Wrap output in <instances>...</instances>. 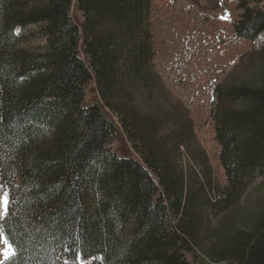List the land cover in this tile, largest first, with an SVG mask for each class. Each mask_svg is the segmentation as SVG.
Here are the masks:
<instances>
[{
    "label": "trees",
    "instance_id": "obj_1",
    "mask_svg": "<svg viewBox=\"0 0 264 264\" xmlns=\"http://www.w3.org/2000/svg\"><path fill=\"white\" fill-rule=\"evenodd\" d=\"M150 9L0 0V185L17 251L3 264H264V55L214 89L221 185L155 70ZM238 10L237 36L264 33V0ZM37 37L43 49L20 46ZM123 136L140 161L110 149Z\"/></svg>",
    "mask_w": 264,
    "mask_h": 264
},
{
    "label": "rangeland",
    "instance_id": "obj_2",
    "mask_svg": "<svg viewBox=\"0 0 264 264\" xmlns=\"http://www.w3.org/2000/svg\"><path fill=\"white\" fill-rule=\"evenodd\" d=\"M239 2L150 0L149 23L155 70L174 98L186 106L194 133L221 185L225 183L220 163L221 147L211 117L214 89L246 55L253 52L264 55V33L250 40L234 32ZM71 13L79 17L73 9ZM225 16L228 18L223 19ZM20 46L30 51H39L44 47V40L37 37L22 42ZM97 100L95 86L90 82L85 87L83 105H90ZM110 149L118 156L140 161L124 136L112 142ZM4 247L0 242V264L5 262L2 255ZM186 258L189 264H200L189 254H186Z\"/></svg>",
    "mask_w": 264,
    "mask_h": 264
},
{
    "label": "snow or ice",
    "instance_id": "obj_3",
    "mask_svg": "<svg viewBox=\"0 0 264 264\" xmlns=\"http://www.w3.org/2000/svg\"><path fill=\"white\" fill-rule=\"evenodd\" d=\"M225 16L223 19H227ZM12 200L8 192L3 191V186L0 185V242L4 244V251L2 253L5 261H10L17 256V251L9 244L8 240L4 238V222L10 214V205Z\"/></svg>",
    "mask_w": 264,
    "mask_h": 264
}]
</instances>
